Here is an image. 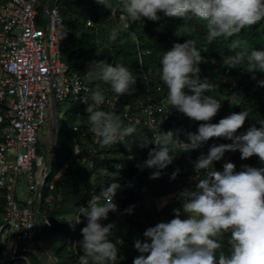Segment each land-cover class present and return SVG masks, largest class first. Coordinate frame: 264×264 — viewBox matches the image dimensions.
<instances>
[{"label":"clouds","instance_id":"9594fccd","mask_svg":"<svg viewBox=\"0 0 264 264\" xmlns=\"http://www.w3.org/2000/svg\"><path fill=\"white\" fill-rule=\"evenodd\" d=\"M97 2L112 9L111 0ZM120 7L126 20L112 27L113 38L118 31L127 30L130 22L145 17L160 20V12L168 17L185 20L194 17L203 21L209 43L218 37H232L264 20V0H121ZM175 34L185 35L178 29ZM237 43L232 41L233 49ZM202 59L197 41L190 38L183 43L175 42L160 57L159 75L167 87L170 111L175 109L204 123L196 131L186 133L187 141L173 130L154 132V139L141 138V147L148 143L157 145L150 150L144 166L157 169L152 173L155 178L160 175V169L173 162L178 152L199 149L212 137H225L232 143H212L193 162L198 182L194 189L186 188L179 194L186 218L181 217V208H175L176 215L171 220L148 227L143 233L148 239L134 241L141 255L134 258L133 264H264V167L244 165L243 170L236 171V165L226 161L222 170H217L214 163L230 150H239L242 159L258 155L264 162V120H260L259 127L252 125L239 134L237 130L249 117L246 110L211 122L222 103L217 96L206 94L212 89L209 81L199 75ZM228 65H244L250 71L264 72V49L236 51ZM86 74L88 79L109 85L118 95L135 91L137 76L119 61H92ZM258 83L264 86V79ZM72 91L77 95L81 91L86 93L81 99L87 104L88 126L103 145L124 142L135 132L132 121L125 123L121 114L100 107L105 95L99 87L90 90L86 82L74 79ZM176 175L173 172L172 178ZM119 187V181L114 180L106 187L112 194L109 199L103 203L90 200L87 207H81L80 215L87 218V223L81 229L80 264H118L122 241L112 239L114 223L101 221L108 218L110 211L117 210L114 196ZM133 210L134 206H129L125 212Z\"/></svg>","mask_w":264,"mask_h":264},{"label":"trees","instance_id":"16d2710c","mask_svg":"<svg viewBox=\"0 0 264 264\" xmlns=\"http://www.w3.org/2000/svg\"><path fill=\"white\" fill-rule=\"evenodd\" d=\"M111 4L112 9L107 6L103 7V4L98 3L97 0H65L66 9L63 12L69 16V21L66 22L69 35L63 42L61 51L70 71L78 72L83 77H87L86 70L92 61H119L129 67L133 75L137 76L136 84L134 85L135 91L130 94L118 95L104 82L87 78L94 90L99 87L103 93L118 98L116 108L113 111L121 114L122 119L124 110L130 105L136 106L133 109V112H136L149 100L161 102L167 99V87L160 80L159 75L161 67L160 57L175 42L183 43L190 38L195 39L201 49L203 59L199 63V74L203 76V78L201 77L202 79L209 81L212 89L206 94L215 95L218 92L223 97L222 106L211 122H218L232 112L246 110L249 113V117L244 125L237 130V134L252 125L260 126V120H264V86H261L258 81L264 79V72L250 71L244 65L230 66L228 64L236 51H251L253 48L264 49V20L242 29L240 33L232 37H218L215 41L209 43L206 39L207 29L203 21L194 17H190L187 20L182 17H168L163 12H160L161 19L158 21L145 17L141 21L130 22V30L121 36L126 40L124 42L116 40L109 45L106 42V28H100L97 25L88 27L86 22L88 19H93L97 24L104 16L112 17L118 21L122 17H124L122 20L126 19L120 5H115L114 0H111ZM177 29L184 32L185 35L177 36L175 34ZM134 36L138 40V47L134 41ZM234 40L238 42L235 49L232 48V41ZM140 56L143 62L142 65L139 62ZM222 62L231 70V85H223L220 82V75L226 69L221 70ZM216 76L219 83L218 88L215 87ZM230 86L231 90L229 89ZM229 99L235 103H232ZM3 108V105L0 104V111ZM173 110L174 117L170 123H175L181 128L182 132L179 137L187 141L186 133L196 131L198 125L204 123V121H195L182 112ZM81 116L85 121L88 112H82ZM82 124L89 128L88 118ZM89 131L90 134H94L90 129ZM144 132V129H135L134 139L140 140ZM70 137V141H72V129ZM59 138L52 155L53 167L54 160L58 157ZM212 143H232V141L225 137H212L199 149L178 152L171 164L159 170L160 175L158 177L153 178V176L141 175L132 180V176L136 174V165L145 152L142 147L132 143L120 146L103 145L99 141L97 145L101 146V157L96 159L94 170H88L78 164L70 163L67 172L57 181L53 190H48V193H51L54 198L53 208L49 212L51 217L49 232L57 239L68 238L71 231L67 219L68 216H71L76 211H81L82 206L87 207L86 203L92 200L95 195L101 194L110 181H128L130 179L129 185L114 197V202L118 205L117 210L110 211L108 218L102 220L101 223H114L115 234L112 237L114 241L117 239L124 241L126 238L131 237L141 240L146 239L143 233L148 227L154 226L157 210L143 207L142 202L149 196L167 195L176 187L187 183L195 173L193 162L202 152L206 153ZM68 149L66 158L69 155L71 156L73 144ZM120 152L126 154L134 152L136 154V160L132 163V166L125 159L119 161L114 158ZM226 161L233 162L236 165V171L243 170L244 165L264 167V162L260 160L258 155L254 154L249 158L242 159L239 150L226 152L221 162ZM119 162L127 166L120 178L117 179L112 175L99 176L102 170H116L115 165ZM60 166H57L58 169ZM155 171L157 169L154 168ZM173 172H177L175 178H172ZM129 206H134V210L131 213L125 212V209ZM1 211L2 206L0 205ZM80 218L78 241L82 240L81 229L87 223L86 217L80 215ZM78 249L83 254L79 246ZM224 251L228 252L227 236L224 238ZM69 259L72 260L71 251Z\"/></svg>","mask_w":264,"mask_h":264},{"label":"built area","instance_id":"2783aa9c","mask_svg":"<svg viewBox=\"0 0 264 264\" xmlns=\"http://www.w3.org/2000/svg\"><path fill=\"white\" fill-rule=\"evenodd\" d=\"M64 1L0 0V104L4 107L0 111V264H32L31 257L41 261L37 247L42 253L49 254L38 240V235L45 230V224L50 229L49 212L53 208L54 198L48 190H53L70 163L94 170L96 159L101 157V146L97 145L100 137L90 134L89 128L79 121L72 128L73 151L70 159L58 169L53 181H50V176L45 182L47 175L44 169L52 168V174L53 156L45 161L38 154V133L46 124L50 109L71 97L87 105L81 99L86 93L81 91L77 95L72 91L74 79L86 82L88 88L94 90L87 77L71 72L63 59L62 44L69 35L62 14L66 9ZM114 1L115 5H120L121 0ZM86 25L95 27L97 24L93 19H88ZM129 30L130 27L125 31ZM134 41L138 47L135 36ZM139 62L143 64L141 56ZM220 82L231 85L229 68L220 75ZM229 89H232L231 86ZM104 95L105 102L100 107L114 110L118 98L107 93ZM135 108V105L128 106L124 110L123 120L125 123L132 121L135 129H144L142 138L154 139L153 133L162 130H173L178 135L182 132L178 125L170 123L174 110L170 111L167 99L161 102L149 100L140 110L133 112ZM133 136L134 133L126 137L125 143L112 145L132 143L141 146L142 139L136 140ZM155 147V143L142 147L145 152L136 165L132 180L141 175L152 176L154 168L144 166V161ZM114 158L119 161L125 159L132 166L136 154L120 152ZM214 163L217 170H222L224 162L220 160ZM126 167L119 162L115 165L116 170H102L99 176L112 175L118 179ZM129 180L119 181L120 187L115 196L129 185ZM189 181L198 182L196 172ZM106 187L92 201L104 202L109 199L112 194L106 191ZM88 204L89 201L86 206ZM80 212L67 217L71 227L69 248L74 264H80L79 256L82 255L77 240ZM53 260L57 263L56 259Z\"/></svg>","mask_w":264,"mask_h":264},{"label":"rangeland","instance_id":"374dc122","mask_svg":"<svg viewBox=\"0 0 264 264\" xmlns=\"http://www.w3.org/2000/svg\"><path fill=\"white\" fill-rule=\"evenodd\" d=\"M106 7V6H104ZM63 17L65 19V23L69 21V16L62 12ZM124 18V17H122ZM122 18L120 21H122ZM115 20L112 17H106L100 19L97 22V27H104L106 28V35H107V44H112L114 41L119 40V42H124L126 39L122 38L121 36L126 32L125 30H120L117 32L115 38L110 36V32L112 27L115 25L121 24V22ZM122 38V39H121ZM226 67L222 62L221 70ZM221 73V71H220ZM200 75V74H199ZM218 76V75H217ZM217 76L215 77L216 85L215 87L218 88L219 83L217 80ZM203 78V76L200 75ZM218 99L223 100V97L217 92L215 94ZM87 105L84 107L81 100L76 97L69 98L65 103L58 105L56 108L50 109V112L46 118V124L42 126L38 133V154L44 158V160H48L56 148L57 139L58 141V157L54 160V167L53 172L50 174L51 179L53 181L55 178L56 173L58 172V165L63 167L66 161L69 160L70 155H68V147L72 146V141L70 137V132L72 126L76 123L85 122L84 118H82L81 113L87 112ZM229 115V114H227ZM58 125V126H57ZM44 174H49V169H44ZM196 181L181 184L180 186L176 187L172 192L167 195L157 196V197H146L145 200L142 202L143 207L148 209H156L157 210V217L156 222L164 221L167 222L171 220L176 213L173 211L175 208H181V217L186 218L187 213H184L182 210V201L179 199V194L186 188H195ZM154 224V225H155ZM45 230L42 232L41 240L44 246L51 252L52 257L49 254L42 253L41 249L37 247L40 260L38 261L36 258L31 257L30 261L32 264H74L71 259L68 260L70 257V248H69V240L68 238L57 239L54 235L49 232V227L45 224ZM137 238L131 237L126 238L119 244V253L120 260L118 264H133V260L135 257L141 255V253L134 247V241ZM148 239V238H146ZM146 255V254H145ZM56 259L57 263L53 260Z\"/></svg>","mask_w":264,"mask_h":264},{"label":"water","instance_id":"95a60500","mask_svg":"<svg viewBox=\"0 0 264 264\" xmlns=\"http://www.w3.org/2000/svg\"><path fill=\"white\" fill-rule=\"evenodd\" d=\"M58 126V125H57ZM52 168H50L49 169V174L45 177V182H47L48 181V179H49V177H50V174H51V170ZM38 240H39V242L41 243V245L45 248V250L49 253V255L52 257V254H51V252L44 246V244H43V242H42V240H41V235H38Z\"/></svg>","mask_w":264,"mask_h":264}]
</instances>
